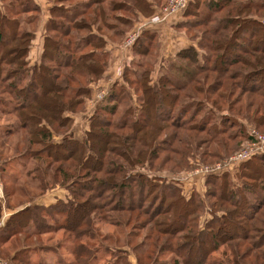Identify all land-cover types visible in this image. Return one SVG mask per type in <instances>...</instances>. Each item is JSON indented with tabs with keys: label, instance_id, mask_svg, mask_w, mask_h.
Masks as SVG:
<instances>
[{
	"label": "trees",
	"instance_id": "1",
	"mask_svg": "<svg viewBox=\"0 0 264 264\" xmlns=\"http://www.w3.org/2000/svg\"><path fill=\"white\" fill-rule=\"evenodd\" d=\"M151 2L53 0L39 62L30 65L39 7L0 0V177L10 185L0 216L13 210L0 226V260L31 264L33 239L61 230L72 238V260L51 248L52 264H90L102 247L104 264H128L130 254L137 264H264V153L234 175L202 178L189 197L156 173L190 169L196 155L204 163L229 155L248 139L247 126L264 133V0L190 1L180 27L200 50L190 45L161 61L153 83L160 44L142 29L123 82L106 89L81 139L67 132L108 67L107 44ZM15 160L32 161L22 166L30 183L5 172ZM56 185L69 192L65 202L22 206ZM101 222L119 235L102 233Z\"/></svg>",
	"mask_w": 264,
	"mask_h": 264
},
{
	"label": "crops",
	"instance_id": "2",
	"mask_svg": "<svg viewBox=\"0 0 264 264\" xmlns=\"http://www.w3.org/2000/svg\"><path fill=\"white\" fill-rule=\"evenodd\" d=\"M39 7V16L34 27V36L31 41V45L28 51L27 59L29 64L38 63L41 52L43 50L45 24L49 17V7L51 2L49 0H34ZM151 2V0H148ZM160 8L151 2L150 10L147 13H141L138 11L136 20L133 21L129 31L137 29L139 25L144 24V29H149L157 34V39L160 44L158 62L154 64V69L150 73V83L156 82L160 76V63L161 61H170L174 55L181 49H185L190 45H193L192 40L187 36L186 32L180 27V24L184 20L183 13L170 16L166 20H161L155 23H151L149 18L156 13ZM128 31V32H129ZM120 41L109 42L107 44V50L109 51L108 67L97 82L98 86L109 88L114 82H123L121 78L122 67L130 63L133 57L132 48L123 49L120 46ZM125 63V64H124ZM124 68V67H123ZM89 105L88 100L84 111L72 113V135L76 139H80L82 134L88 128V124H84L85 119L88 118ZM201 191V190H200ZM134 258V257H133ZM131 259V258H130ZM133 264V263H132ZM135 264V261H134Z\"/></svg>",
	"mask_w": 264,
	"mask_h": 264
},
{
	"label": "rangeland",
	"instance_id": "3",
	"mask_svg": "<svg viewBox=\"0 0 264 264\" xmlns=\"http://www.w3.org/2000/svg\"><path fill=\"white\" fill-rule=\"evenodd\" d=\"M49 1L52 2L53 0H49ZM190 1H193V0H190ZM128 31L129 30H127L122 35V37L115 42H118L120 40L122 41L123 37L125 36V34L128 33ZM196 31L197 30H194V32H196ZM192 43H193V46H195L198 50H200L196 45V40H192ZM198 57H199V54H198ZM125 63L127 64V61ZM120 67H122V69H123L124 66L120 65ZM97 82H98V80L92 81L89 84L90 96L87 99L88 105H89V101L91 100V98L95 94L102 91V89H105V87L98 86ZM83 106H84V108L81 111H84L85 106H86V102L84 103ZM94 110H95V108L89 107V112H90L89 116L93 113ZM1 116L2 117H0V124H5V122H7L6 121L7 117H5L4 113H1ZM89 116L83 122L84 124H86V126L88 124V127H89ZM67 132H69V133L71 132V134H72V128H71V131L69 129ZM82 136H83V134H82ZM62 137H63V135L54 133L52 138H53L54 142H61ZM72 137L75 138L73 135H72ZM11 151H12L11 148H4L3 149L4 153H11ZM200 160H201V158L198 155L193 156V157H189L188 158V164H189L188 166L194 167V166L199 165V164H206ZM209 163H213V162H209ZM0 164H1V160H0ZM23 165L30 168L32 166V161H25V162H22L19 160L12 161L10 165H7L9 167H7L5 169V172L7 174L12 173L13 175H15V177L18 178L17 180H24L26 183H30L29 177L26 176V171H23V169H22ZM184 168L187 169L186 167H184ZM137 170L139 171L138 166H136V168H134V170L130 168L128 170V172H130V171L136 172ZM141 171H143V170L141 169ZM156 173L161 174L164 176V178L168 179V178H171V176H174L176 173H179V172H174L173 169L166 167V168H164V169H162ZM4 186H10V185L5 178L0 177V197L1 198H3L2 189ZM27 187L30 188L31 185H28ZM186 187L191 188V185L189 183H187ZM182 188H183L182 194H184L186 197L187 196L189 197L192 191L186 190L183 185H182ZM33 193H37L36 196L34 197V199L28 200V201H26V203L24 202V204L22 206L29 205V204H40L43 206H47V205L54 204L58 199L65 202L70 197L69 192L65 188L59 187L57 185L52 187V188L45 190L44 192H39V191L35 190V191H33ZM22 206L18 207V208L20 209V208H22ZM15 209H17V208H15ZM2 211L3 212L0 216V222L2 224H4L7 217L9 216L10 213H12L13 210L3 208ZM113 214L116 215L117 213H113ZM202 218L203 219L208 218L206 212H204V214L202 215ZM2 224H0V226H2ZM98 227L101 229L102 233L111 234L113 237H117L119 235L118 232H114L115 227L108 225L107 223H104V222L98 223ZM32 242L33 243L29 245L30 248L34 247V249L35 248L36 249L35 250L31 249L29 254H27L28 257H25V259L26 260L28 259L31 262V264H38L40 257H42L43 259L46 260V261L44 260L45 261L44 264H52L54 262L56 263L57 259L54 257L55 254H53V251L51 248H56V249L58 248V253H60V256L64 262H68V261L72 260V255L69 254V250L71 248L72 238L63 237L61 230L55 231L54 233L42 234L39 237H37L36 240L33 239ZM23 245H25V244H20L18 247H21ZM111 246H113V245H111ZM112 258L113 257H110V260ZM105 260H109L108 253L104 250L103 247L100 249L98 248V251L95 252V258L91 260L90 264H104ZM2 261L4 262V264H20V263H15L13 261H10L9 259H4V258L2 259ZM134 261H135V264H137L135 256L133 254L128 255V264H132V263L134 264ZM41 263H43V261H41ZM125 263H126V261H121V264H125Z\"/></svg>",
	"mask_w": 264,
	"mask_h": 264
},
{
	"label": "built area",
	"instance_id": "4",
	"mask_svg": "<svg viewBox=\"0 0 264 264\" xmlns=\"http://www.w3.org/2000/svg\"><path fill=\"white\" fill-rule=\"evenodd\" d=\"M189 2L190 0H167L166 4L154 13L149 20L151 23H155L166 20L170 16L181 14L184 12ZM143 27L144 24L141 23L137 29H133L125 34L120 42V46L123 49L130 48L137 39L140 31L144 29ZM105 92L106 88L95 94L89 101V107L95 108L102 100ZM246 132L248 139H246L234 152L213 163L199 164L190 169L182 170L168 179L175 182L181 188L183 185L186 190H196L200 192L202 178L208 175H219L222 173L234 175L245 161L253 156L264 153V133L252 126H247ZM187 183L191 185V188L186 187ZM0 224L2 223L0 222ZM0 264H4V262L0 260Z\"/></svg>",
	"mask_w": 264,
	"mask_h": 264
}]
</instances>
